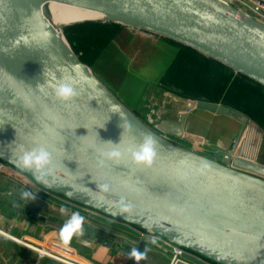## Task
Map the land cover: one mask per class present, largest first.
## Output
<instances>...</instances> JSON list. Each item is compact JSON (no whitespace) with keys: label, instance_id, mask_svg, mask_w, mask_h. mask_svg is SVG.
<instances>
[{"label":"water","instance_id":"water-1","mask_svg":"<svg viewBox=\"0 0 264 264\" xmlns=\"http://www.w3.org/2000/svg\"><path fill=\"white\" fill-rule=\"evenodd\" d=\"M96 1L115 23L190 48L264 88V23L234 6L222 0ZM43 10L47 15V4ZM66 45L18 0H0V160L54 193L216 264H264V186L236 173L264 178V164L232 154L223 165L209 158L220 168L189 153L204 156L200 146L190 150L165 137L198 140L184 130L195 109L244 124L248 117L168 94L180 105L172 110L180 118L162 120L153 131ZM61 83L75 89L70 100L57 98ZM146 136L156 141L151 165L133 159ZM40 148L51 154L49 169H23L20 156ZM112 151L118 159L106 155ZM100 184L108 192L102 194ZM121 200L130 212L114 206Z\"/></svg>","mask_w":264,"mask_h":264},{"label":"crops","instance_id":"crops-1","mask_svg":"<svg viewBox=\"0 0 264 264\" xmlns=\"http://www.w3.org/2000/svg\"><path fill=\"white\" fill-rule=\"evenodd\" d=\"M133 35L145 43L149 48L150 54L148 58L157 59L158 63L161 64L166 62L165 57H173L178 54L183 58L186 56L198 64V69L202 74L197 76L199 79H202L204 82L217 84V86H222V91L225 94L228 92L231 84L239 82L240 84H245V86L248 84V88L246 87V89H244V95H250L249 93H251L250 90L253 87L252 85L256 84L248 78L236 74L222 64L173 41L153 34ZM156 49L162 51L165 57L156 54L154 52ZM184 61L186 62L185 58ZM188 64L187 66L192 67L191 64ZM156 65L160 70L164 69L159 64ZM158 75L159 78L162 77V75ZM143 76L147 78L144 74ZM147 87H150V93L154 94L151 102H147V104L152 107V111H150V109L147 110L149 111L147 112L148 118L152 119V114L154 113L160 115V117H156L155 120L150 121H154L158 124L160 122L159 120L162 118L161 116H166V118L162 120L168 119L171 121H178L180 115L172 110L180 105L174 102L168 94L179 98L182 97L174 92L167 91L158 82H149ZM215 93L216 92L212 90L207 92V94ZM186 98L229 106L235 111L247 116L249 122L244 124L236 118L226 115H216L203 110L195 109L189 111L184 124L185 133L191 137L198 138L200 142H196L198 140L195 141L193 139L183 138L182 140L184 141L185 148L193 150L194 146L198 145L202 148L203 154L216 159L222 158V160H224L227 155L232 154L233 156L241 155L252 160H257L258 151L264 148V128L258 123H254L250 115L239 105L233 106L214 96L208 95ZM257 139L260 140V146L255 148ZM0 176L3 177V184L0 185V235L5 236V234L10 233L13 236L20 237L32 243L35 249L42 248L44 244H50L52 242H58L63 245L59 239L60 228L55 225L44 224L29 219L26 214L28 212L24 209L25 206L23 203H21V201H25V199H21L20 193L24 190L31 192L35 195V199L31 201L37 205L45 203L60 205L66 208L67 206L41 192L33 190L23 177L16 176L9 172V170L1 171ZM76 211L77 210H72V213ZM78 212L85 217L84 235L74 237L71 244L66 246L74 250L73 259L76 262L80 264H130L132 259L128 258V253L131 251L132 247H138L140 251H144L145 248L148 249L147 259L143 260L145 263L168 264L167 256L150 248L145 242L143 235L138 232L136 227L106 220L91 214H85L81 211ZM72 213L71 210L67 208V212L63 214L70 217ZM97 240L102 242L99 243ZM1 241L3 240H0V242ZM103 242L112 244V247L107 246ZM42 251L43 250L40 251V254H48L47 251H45V253ZM154 253L157 254L154 255ZM44 257L40 258L38 253L39 259L37 258V264L43 261L45 259ZM61 263L65 264L59 262V264Z\"/></svg>","mask_w":264,"mask_h":264},{"label":"rangeland","instance_id":"rangeland-1","mask_svg":"<svg viewBox=\"0 0 264 264\" xmlns=\"http://www.w3.org/2000/svg\"><path fill=\"white\" fill-rule=\"evenodd\" d=\"M46 17L48 19V16ZM85 20H92L87 22L94 24L86 27H73L78 23H84L82 21ZM57 29L61 32L62 38L69 45L77 59L86 65L93 75L131 113L153 131H157V124L150 120H155L160 115L154 113L152 119L148 118L147 112L149 111L147 110L152 111V107L147 102L150 103L152 96H154L150 93V87H147L149 82H158L164 89L180 95L183 99L208 95L233 106L239 105L250 115L254 123L256 122L264 128V89L256 84L252 85L250 95H244V89L248 88V84L245 86V84L239 82L231 84L225 94L222 91V86L199 79L197 76L202 74L198 69V64L184 55L186 62L179 54L173 57H165L162 51L156 49L154 52L165 57L166 62L160 64L157 59L148 58L149 48L133 34L149 33L112 21L102 19L67 20L58 22ZM188 63L192 67L187 66ZM156 64L164 69L160 70ZM142 73L147 78H144ZM158 74L162 77L159 78ZM211 90L217 94H207ZM161 117L159 121L166 118V116ZM165 137L185 147L182 139L168 135H165ZM259 143L260 140L257 139L255 148L260 146ZM258 152L257 160L254 161L264 164V148ZM201 155L223 165L222 158L216 159L203 153ZM246 174L264 181L263 177L250 173ZM2 181L3 177L0 176V185L3 184ZM0 240H3L0 242V264H37L38 252H36L37 250L32 243L10 233L5 234V236L0 235ZM50 244L47 243L43 246L47 247ZM44 247L40 250H45ZM44 258L39 264H59L60 262L51 255H45Z\"/></svg>","mask_w":264,"mask_h":264},{"label":"built area","instance_id":"built-area-1","mask_svg":"<svg viewBox=\"0 0 264 264\" xmlns=\"http://www.w3.org/2000/svg\"><path fill=\"white\" fill-rule=\"evenodd\" d=\"M222 1L234 6L238 10L245 12L246 14L255 18L256 20L264 23V0H222ZM3 170H9V172H11L12 174L23 177L28 182V184L33 188V190L41 192L44 195L59 201L61 204L66 205L67 208L71 210V213L72 210H77L85 214H91L106 220H111L113 222L122 223L127 226L136 227L126 222L109 217L103 213L95 211L82 204L74 202L63 195L54 193L40 186L29 175L22 173L12 165L0 160V172ZM136 228L138 229V232H140L143 235L145 242L147 243V245H149L150 248L163 254L164 256H167L168 264H216L210 261L209 259L203 257L202 255L193 252L187 248H184L163 236L157 235L149 231H145L143 229H140L139 227ZM153 238H156L157 240L156 244H152L151 241ZM45 248L48 254H44V255L40 254L41 251L40 248L36 249L39 253L40 258L44 257L45 255H51L53 258L65 264H80L73 259L74 250H72L69 247L63 246L58 242H52L50 246ZM130 264H136V261L133 260ZM139 264H147V263L141 260Z\"/></svg>","mask_w":264,"mask_h":264},{"label":"clouds","instance_id":"clouds-1","mask_svg":"<svg viewBox=\"0 0 264 264\" xmlns=\"http://www.w3.org/2000/svg\"><path fill=\"white\" fill-rule=\"evenodd\" d=\"M76 95L75 89L66 83H61L56 87L57 98L67 101ZM128 127H131L130 122H125ZM110 143V142H109ZM156 141L151 136H146L145 142L138 152L133 153V159L138 164L151 165L156 152L154 150V144ZM109 158L118 159L120 156L119 152L112 151L106 153ZM19 164L23 169L33 170L36 173H42L49 169L51 164V154L44 148L34 149L31 151H25L19 158ZM43 180V177H39ZM99 190L102 194L108 192L107 184L98 185ZM21 199H35V195L27 190L20 193ZM120 212H130L131 205L125 203L124 201H118L115 205ZM61 213H66L67 208L62 206L60 208ZM84 221L85 217L82 216L78 211L73 212L71 216L65 221L59 230V239L64 246L71 244L74 237H80L84 235ZM152 244H156V238L152 239ZM148 249L145 248L144 251H140L138 247H132L131 251L128 253V258L136 261L139 264L141 260L147 259Z\"/></svg>","mask_w":264,"mask_h":264},{"label":"bare ground","instance_id":"bare-ground-1","mask_svg":"<svg viewBox=\"0 0 264 264\" xmlns=\"http://www.w3.org/2000/svg\"><path fill=\"white\" fill-rule=\"evenodd\" d=\"M25 9L38 20L44 23L54 34H56L66 45L64 39L61 36V32L57 29V23L67 20H83V19H102L106 21L116 22V18L109 12L103 9L99 2L96 0H18ZM48 5V15H44L43 6ZM48 16V19L47 17ZM69 49V47L66 45ZM92 74L91 70H89ZM93 75V74H92ZM193 157H196L209 164H215V162L207 157L200 156L197 153L189 152ZM221 168V167H220ZM244 178L251 180L257 184L264 186V181L256 177L236 172ZM44 247V246H43ZM48 247V246H47ZM45 248V247H44ZM46 250L42 252L45 253Z\"/></svg>","mask_w":264,"mask_h":264},{"label":"flooded vegetation","instance_id":"flooded-vegetation-1","mask_svg":"<svg viewBox=\"0 0 264 264\" xmlns=\"http://www.w3.org/2000/svg\"><path fill=\"white\" fill-rule=\"evenodd\" d=\"M31 200L33 199L21 201V203H23L25 206L24 209L28 212L26 214L28 215L29 219H33L44 224H57L62 226L69 218V216H65L60 212V205H50L45 203L42 205H37Z\"/></svg>","mask_w":264,"mask_h":264},{"label":"trees","instance_id":"trees-1","mask_svg":"<svg viewBox=\"0 0 264 264\" xmlns=\"http://www.w3.org/2000/svg\"><path fill=\"white\" fill-rule=\"evenodd\" d=\"M92 24H94V23H91V22H84V23H78L77 25H74L73 27L74 28H77V27H86V26H90V25H92ZM115 29L117 30V28H116V26H115ZM115 30V31H116ZM229 107V106H228Z\"/></svg>","mask_w":264,"mask_h":264}]
</instances>
